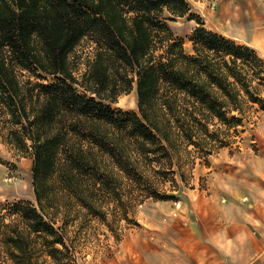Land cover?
I'll use <instances>...</instances> for the list:
<instances>
[{
    "label": "trees",
    "instance_id": "16d2710c",
    "mask_svg": "<svg viewBox=\"0 0 264 264\" xmlns=\"http://www.w3.org/2000/svg\"><path fill=\"white\" fill-rule=\"evenodd\" d=\"M189 12L187 0H0V118L9 115L6 122L17 127L11 144L34 157L39 208L18 203L9 209L11 223L0 219L17 264H33L27 253L35 239L52 253L65 245L44 219L61 212L54 179L91 209L94 193L119 194L118 179L101 169L100 151L139 182L134 163L99 124L158 157L181 142L208 144L201 135L214 136L215 120L233 127L250 103L264 108L263 60L204 27L187 53L168 22ZM86 39L94 57L79 77L75 52ZM135 79L139 113H117L106 102L130 93Z\"/></svg>",
    "mask_w": 264,
    "mask_h": 264
},
{
    "label": "rangeland",
    "instance_id": "374dc122",
    "mask_svg": "<svg viewBox=\"0 0 264 264\" xmlns=\"http://www.w3.org/2000/svg\"><path fill=\"white\" fill-rule=\"evenodd\" d=\"M187 2L190 12L168 22L187 53H193L191 38L196 29L204 27L253 50L264 63V0ZM94 51L95 44L89 39L76 49L79 77L88 69ZM136 79L130 93L116 102H106L117 113H139ZM239 116L242 121L230 128L215 120L210 127L214 136L201 135L208 144L181 142L158 157L144 156L124 134L99 124V131L113 137L123 155L134 163L139 182L100 151L96 156L101 169L118 179L119 194L94 193L93 199L89 196L91 209L72 201L54 179V197L62 208L53 214L55 217L44 219L65 245L57 244L59 252L52 253L45 240L35 239L27 257L33 264H231L227 253L241 254L245 249L237 245L221 250L223 234L216 241L207 238L212 234L208 231L210 224L249 221L255 226L252 235L260 237L259 232H264V108L250 103ZM7 119L9 115L0 118V219L6 224L14 218L8 215L13 205L30 203L38 208L32 174L34 157L11 144L8 138L17 127ZM81 145L92 147L86 142ZM68 200L71 203L66 208ZM198 222L204 226L203 232L197 228ZM6 234L7 230L3 237L0 234V264H17L16 251L5 240ZM242 264H264V251L257 259Z\"/></svg>",
    "mask_w": 264,
    "mask_h": 264
},
{
    "label": "crops",
    "instance_id": "0c3cea01",
    "mask_svg": "<svg viewBox=\"0 0 264 264\" xmlns=\"http://www.w3.org/2000/svg\"><path fill=\"white\" fill-rule=\"evenodd\" d=\"M206 222L207 220L204 223ZM251 224L252 223L249 221H235L228 224H222L220 222L214 221L213 224H210L208 228V231H211L212 233L211 237L207 238H209L211 241H216L215 238L220 234H223L224 242L221 250L224 252L226 250H232L233 248L237 247V245L242 246L243 249H245V252H242L241 254L233 255L231 251L227 253L229 256V258L227 257L228 261H230L231 264H236V262H240V264L243 262L250 263L254 258L257 259V257L264 251V232H259L260 237L259 235L255 237L251 234V229L255 226ZM197 226V228L203 232L202 229H204V226L202 227L199 222ZM207 234L210 235V233ZM231 255L233 256L231 257Z\"/></svg>",
    "mask_w": 264,
    "mask_h": 264
},
{
    "label": "bare ground",
    "instance_id": "6f19581e",
    "mask_svg": "<svg viewBox=\"0 0 264 264\" xmlns=\"http://www.w3.org/2000/svg\"><path fill=\"white\" fill-rule=\"evenodd\" d=\"M220 1H221V0H220ZM229 1H230V0H229ZM236 7H237V6H236ZM236 7H235V8H236ZM216 12H217V11H216ZM236 13H237V12H236ZM238 13H239V11H238ZM217 14H218V12H217ZM217 14H216V15H217ZM240 14H241V13H240ZM239 16H240V15H239ZM239 16H238V17H239ZM234 17H235V16H234ZM234 17H233V18H234ZM242 18H243L242 20L245 21L244 16H243ZM233 20H234V19H233ZM250 20H251V19H250ZM250 20H249V23H250ZM221 21H222V20H221ZM227 21H228V20H227ZM227 21H226V22H227ZM235 22H236V21H235ZM219 23H220V22H219ZM242 23H243V22H242ZM227 24H228V23H227ZM239 24H240V23H239ZM245 25H246V24H245ZM229 26H230V24H229ZM238 26H240V25H238ZM246 26H247V25H246ZM240 27H241V26H240Z\"/></svg>",
    "mask_w": 264,
    "mask_h": 264
}]
</instances>
